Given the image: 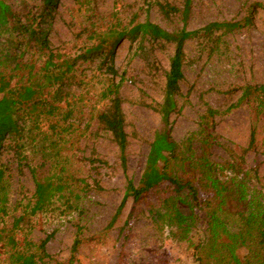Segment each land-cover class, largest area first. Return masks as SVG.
Instances as JSON below:
<instances>
[{
    "label": "rangeland",
    "instance_id": "obj_1",
    "mask_svg": "<svg viewBox=\"0 0 264 264\" xmlns=\"http://www.w3.org/2000/svg\"><path fill=\"white\" fill-rule=\"evenodd\" d=\"M7 1L19 12L34 9L40 3V0ZM166 1L182 2L58 0L50 21L51 49L61 57L76 59L70 97L74 107L71 120L75 119V126L65 136L66 141L61 142L60 153L78 177L74 190L80 196L71 195L70 205L63 198L64 202L58 201L51 210H45L40 202L36 204L33 238L39 241L50 235L48 255L37 264H199L196 244L203 238L207 226L203 209L195 208L196 222L187 238H181L176 227L157 228L147 212L129 217L131 199L110 226L124 196L127 175L139 182L150 141L163 126L160 115L145 101L162 97L164 72L172 46L158 44L151 65L133 54L129 38H122L115 51L118 70L115 76L108 73L107 66L101 65L98 57H84L88 45L98 38L107 39L116 25L132 18L148 17L168 30L181 28L184 21L179 13L162 11L160 3ZM262 4L264 0H192L186 27L200 32L186 41L185 77L177 96V110L171 114L168 128L173 138L181 141L200 130L201 116L208 107L217 108L220 112L212 127L217 135L213 157L220 163L234 157L243 158L252 187L264 191V112L248 102L235 105L244 86L264 81ZM213 21L240 24L233 29L206 30L205 26ZM108 87L120 94L127 117L130 144L126 170L110 133L98 120L108 101L103 95ZM37 131L28 133L36 136V140L27 143L25 151L33 164L43 163L47 155V165H51L55 155L49 144L44 151V144L48 142ZM252 132L254 143L248 147ZM11 157V153H5V160ZM11 167L8 210L0 215V231L4 233L10 232L15 217L20 214L19 203L27 201L35 188L28 167L23 172L18 170L16 162ZM77 236L83 242L73 253ZM21 240L20 232L11 238L14 244ZM2 245L0 236V249Z\"/></svg>",
    "mask_w": 264,
    "mask_h": 264
},
{
    "label": "trees",
    "instance_id": "obj_2",
    "mask_svg": "<svg viewBox=\"0 0 264 264\" xmlns=\"http://www.w3.org/2000/svg\"><path fill=\"white\" fill-rule=\"evenodd\" d=\"M191 2L160 3L166 14L179 13L184 24L177 30H168L148 17L132 18L116 25L107 39L97 37L84 51L85 58L98 57L101 65L107 66L108 73L115 76L118 74L115 51L122 38H129L133 54L151 65L158 44H169L173 48L164 72L161 99L145 101L160 115L163 126L150 141L139 182L127 175L124 196L110 226L131 199L129 217L147 212L157 228L170 225L176 227L181 238H187L196 222L197 207L207 216L204 236L195 249L199 264H264V191L252 187L243 158L241 161L234 157L220 163L213 157L217 135L212 127L220 111L208 107L201 116L200 130L181 141L174 139L168 128L171 114L177 110V96L185 77V44L188 38L200 32L186 27ZM57 6L58 0H40L36 8L19 12L7 0H0V215L8 210L14 162L20 172L28 167L35 183L33 194L19 203L21 211L10 232L0 231L3 238L0 264H37L48 255L50 235L39 241L32 235L34 208L40 202L45 210H51L58 201L64 202L63 198L70 205L69 199L78 181L67 165L68 160L60 153L61 142L66 141L65 136L75 126V119L71 120L74 107L70 97L76 59L61 57L51 49L50 21ZM239 24L213 21L205 28L208 31L222 27L233 29ZM103 95L108 101L98 120L110 133L126 170L130 134L122 98L109 87ZM243 102L256 105L259 112H264V81L244 86L235 105ZM33 130L45 137L48 143L44 147L49 144L52 149L55 160L51 165H47V155L38 165L33 164L26 153V144L36 140V136L28 135ZM254 138L252 132L248 147L254 143ZM5 153H11L12 157L5 160ZM16 232L22 236L19 244L11 242ZM82 242L80 236L75 238L73 253Z\"/></svg>",
    "mask_w": 264,
    "mask_h": 264
}]
</instances>
